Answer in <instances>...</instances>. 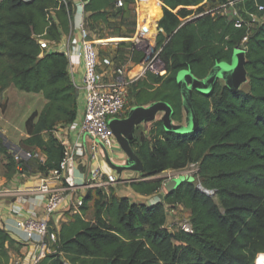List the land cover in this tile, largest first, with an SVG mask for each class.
I'll return each mask as SVG.
<instances>
[{
    "label": "trees",
    "instance_id": "16d2710c",
    "mask_svg": "<svg viewBox=\"0 0 264 264\" xmlns=\"http://www.w3.org/2000/svg\"><path fill=\"white\" fill-rule=\"evenodd\" d=\"M80 1L92 25H109L112 14L129 13L130 0H124L121 9L114 8L113 0ZM158 1L162 4L158 45L164 73L146 72L128 93L136 107L168 105L174 125H184L178 74L189 71L194 78L205 79L216 64H230L235 49L247 37V92L244 86L232 92L219 81L207 95L193 91L194 128L167 131L157 120L138 127L131 142L143 167L142 178L196 165L200 187L215 195L201 193L195 177L192 182L183 180L151 206L130 203L111 188L109 193L90 190L80 210L55 230L54 252L38 264H259L264 256V0L238 5L239 17L250 24L241 29L218 10L235 0ZM249 16L255 21L250 22ZM71 20V0L0 2V96L13 87L41 95L45 101L41 111L26 120V138L21 142L24 152L39 151L45 160L19 162L43 176L59 169L65 148L54 132L76 120L79 95L67 57L44 51L40 58L38 40L59 41ZM131 54L133 63H141L143 54ZM0 148L8 159L7 176L16 174L19 163L1 136ZM129 185L135 193L151 196L159 193L162 182ZM176 207L187 212L191 233H171L165 228L168 213ZM13 243L0 228V264L9 263L8 249Z\"/></svg>",
    "mask_w": 264,
    "mask_h": 264
},
{
    "label": "built area",
    "instance_id": "2783aa9c",
    "mask_svg": "<svg viewBox=\"0 0 264 264\" xmlns=\"http://www.w3.org/2000/svg\"><path fill=\"white\" fill-rule=\"evenodd\" d=\"M146 1L147 0H134V13L136 34L138 36L136 40L137 45L139 46V41L144 34L148 35L154 33L153 45L151 47H140L144 54L149 55L152 48L155 47L156 38L159 34L158 21L162 16V4L160 1L156 0L159 3L160 16L153 20L145 14L144 8ZM232 2L233 1H229L227 4L218 8L222 15H227L225 14L226 9ZM113 5L115 9H121L124 6V0H113ZM255 6L257 11H263L262 6ZM232 20L234 21V27L237 29L250 26V24L245 23L238 14H236V17ZM252 20V22H254L255 18L252 17ZM246 42L247 37H244L237 48L245 51ZM38 44L42 50L41 55L44 51H48L47 42L45 40L39 39ZM81 56L84 68V77L81 86L84 106L82 114L79 117L77 116L76 120L69 124L67 128L79 134L90 135L95 139V144L89 149V158L92 162L91 164H93L97 160L99 154V142L106 150H113L115 142L108 125L109 120L121 119L123 117L130 86L143 77L148 68L144 66V63H140L139 67H141V72L135 76H130L129 74L132 68L128 70L122 67L114 71L112 79L108 81L103 80L98 74L100 61L97 49L92 42L85 38V34L81 44ZM154 60L155 59H153V61ZM106 63L109 64V62ZM155 65L156 72L162 75L164 73V65H161L159 60L156 61ZM158 73L156 75H158ZM64 148L65 153L59 169L50 171L44 175L39 187L34 191V194H37V199L44 203V216L41 219L23 220L17 224L18 228L23 230L25 234V243L31 242L34 238H37L35 244L40 253L32 257L31 264H38L47 255L54 252V247L58 239L55 232L56 228L54 224L51 223L52 217L63 210H80L83 206L86 193L90 190H106L108 187H114L123 183L117 178L115 173L106 175L103 174L97 166H94L89 169V174L84 182L78 185L73 176L68 172L70 167L75 164L76 159L83 156L85 151L79 145L65 146ZM12 153L14 155V161L18 163L23 161L26 162L30 159L40 160V154L34 152L12 150ZM191 167L195 168L193 175L189 176L184 174L183 176L193 178V176L196 175L197 166L191 165ZM24 168L25 166L21 163L18 164V172H22ZM177 230L185 233L192 232L188 220L180 224Z\"/></svg>",
    "mask_w": 264,
    "mask_h": 264
},
{
    "label": "crops",
    "instance_id": "0c3cea01",
    "mask_svg": "<svg viewBox=\"0 0 264 264\" xmlns=\"http://www.w3.org/2000/svg\"><path fill=\"white\" fill-rule=\"evenodd\" d=\"M71 1L72 20L68 26L67 33H61L60 39L57 42L48 40L45 41L47 42L48 47V51H46V54L61 53L68 59V71L75 87L78 90L79 95V117L82 114L84 106L83 95L81 91L84 77L81 44L84 40V34L85 38L88 41L92 42L91 40H89L92 24L88 20V15H86L83 11V3L80 0ZM44 55L45 54L40 55V58H42ZM110 62V65H100L98 69L99 76L105 81L112 79L114 71H116L118 67L114 66L112 61ZM139 64H135L131 60V62H126L123 66H121V68L125 67L128 69L132 66L131 73H133L139 67ZM18 93L21 95L23 94L27 96H36L42 99L40 108L38 110L32 111L31 114L34 112H40L45 105V101L43 100L41 95L25 94L17 91L13 87H9L0 96V106L5 105L6 101H8L7 104L9 103V101H11L7 98L10 94L17 95ZM7 107L9 106L6 105V110ZM129 111L124 113L121 119H125L128 116ZM1 114L2 112L0 110V136L3 140V145L7 148L8 151L12 147H15L16 150L23 151L26 148L21 144V142L26 138L24 125L28 117L23 120L21 125L22 129L20 130V134H18L20 135L21 140H17V142H15L11 139V132H9L10 130L8 129L9 124L1 121ZM54 137L64 147L79 145L84 149L85 154L76 159L75 164L70 167L68 172L73 176L75 182L78 185L84 182L85 178L89 174V169L93 168L94 166H97L103 174L110 175L114 173L105 163L100 147L97 160L93 164H91L92 162L89 158V149L95 144V139L90 135L79 134L76 131H70L67 126H64L56 129V131L54 132ZM6 142L8 143V145H6ZM120 152L121 151L116 144L114 145L112 151L106 150V153L110 158L114 154L121 156ZM34 153L40 154L39 151H35ZM44 160V155L40 154V161L44 162ZM7 164L8 159L5 155V152L2 148H0V228L5 230L14 240V243L8 249V264H31L32 257L40 253L35 244L37 238H34L31 242L25 243V234L23 230L18 228L17 224L23 220L41 219L44 216V203L43 201L37 199V194H34V191L40 185L43 175L34 168H24L22 172H18L8 177L6 167ZM141 175V173L138 174L134 172H125L122 180L123 185L128 184V186L126 187L125 195H115L119 198H126L130 203L134 204H143L146 206L155 204L159 200L157 196L161 193H157L151 196H143L135 193L129 185L130 183L137 181H158L153 177L142 178ZM77 212L78 211H70L69 209L63 210L51 218V223L54 224L56 230H58L61 224L67 223L69 219ZM91 212L92 210L90 209L87 217L88 219H91Z\"/></svg>",
    "mask_w": 264,
    "mask_h": 264
},
{
    "label": "rangeland",
    "instance_id": "374dc122",
    "mask_svg": "<svg viewBox=\"0 0 264 264\" xmlns=\"http://www.w3.org/2000/svg\"><path fill=\"white\" fill-rule=\"evenodd\" d=\"M249 1L250 0L233 1L230 5H228L225 14H227V16L231 19L235 18L236 14H238V9H237L238 5L248 3ZM127 2H128L127 4L129 8V13L126 14L124 12H119L112 14V17L109 20V25H104L101 23L96 25L93 24L91 28L89 40L92 41V43L95 45L97 49L100 65L107 66L110 65L111 63L110 61H112L114 66H123L126 62H131V60L134 58V56L131 54L132 51H134L143 54L141 64L144 63V66L148 68L147 71H145V73L151 72L156 75L158 73L156 72V65H155L156 61L159 60V63L161 65H164L160 57L161 47H159L158 45V37L156 38L155 47L152 48V51L149 53V55L144 54L141 51L140 46H138L136 42L138 36L136 34L137 31L135 26L134 0H130ZM188 19H192V17H189ZM123 43L128 44L130 47L127 46L125 48L120 46ZM153 59L155 60L153 61ZM106 62H109V64H107ZM163 67H165V65ZM130 68H132V66ZM130 68H128V70ZM159 74L160 73H158V75ZM142 78L143 77H141L140 79ZM243 91L247 92L248 86H244ZM7 98L8 100L11 101H9L8 104H7L8 101H6L5 105L0 106V110L2 112L1 121L6 124H9L8 129L10 130L9 132H11L10 133L11 139L17 142V140H21V137L18 134H20V130L22 129L21 125L23 120L29 117L32 111L38 110L40 108L42 104V99L36 96H27L23 94L21 95L19 93L17 95L10 94ZM6 105L9 106L7 107V110H6ZM134 107L136 106L133 101V95L130 92L128 93V100L124 113L133 109ZM111 120L113 119H110L109 121ZM6 145H8L7 142ZM101 145L102 144L99 142L98 146L100 147ZM11 150L16 151L15 147H12ZM120 154L121 156L114 154L111 156L110 159L112 161H117L116 163L120 165H123L124 161L122 160L124 159V155L122 152H120ZM194 172H195V168L189 166L182 171H166L159 175L153 176V178L162 182V187L159 193L163 195L167 192L165 185L169 181L173 179L182 180V181L185 179H191V177H186L183 175L187 174L189 176H192ZM124 174L125 173L122 174L121 181L123 180ZM194 184L196 187H200L199 180L197 179V177H195L194 179ZM127 186L128 184L126 185L118 184L114 187H108V188H111L115 194L125 195ZM108 188L105 190V192L107 193H109ZM187 220H188L187 212L181 209L180 207H177L168 213L166 228L168 229L169 232L174 233L176 232L178 226ZM263 257L264 256H262L258 262H261ZM263 262H264V258H263Z\"/></svg>",
    "mask_w": 264,
    "mask_h": 264
},
{
    "label": "water",
    "instance_id": "95a60500",
    "mask_svg": "<svg viewBox=\"0 0 264 264\" xmlns=\"http://www.w3.org/2000/svg\"><path fill=\"white\" fill-rule=\"evenodd\" d=\"M249 21H253L251 16H249ZM244 66L245 51L236 48L230 64H216L203 80L194 78L189 71L181 72L177 78V85L182 97L184 125L172 124L171 109L163 103H152L147 106L134 107L129 111L125 119H113L109 121L108 125L112 132L113 140L123 153L124 159L122 161L124 162L123 165H120L116 163L117 161H112L106 153L105 148L101 145L100 148L107 166L116 174L119 180H121L122 174L125 172L140 174L143 171V167L131 147L136 129L159 120L163 123L167 131L184 132L191 130L197 124L196 115L192 106V92L195 91L207 95L213 90L218 81L223 83L230 91L238 92L248 81ZM181 182L182 180L177 179L169 181L165 185L167 193L174 190ZM189 182H192V179H189ZM197 189L209 197H214L215 195L213 191H207L202 187H197ZM157 197L159 200H162L164 195L159 194Z\"/></svg>",
    "mask_w": 264,
    "mask_h": 264
},
{
    "label": "bare ground",
    "instance_id": "6f19581e",
    "mask_svg": "<svg viewBox=\"0 0 264 264\" xmlns=\"http://www.w3.org/2000/svg\"><path fill=\"white\" fill-rule=\"evenodd\" d=\"M145 14L150 18V19H153L155 20L157 17L160 16V7H159V3L156 1V0H147L146 3H145ZM153 31V30H152ZM153 36H154V33H151V34H144L142 39H140L139 41V46L140 47H146V46H152L153 44ZM139 72H141V67H138L135 72L133 73H130L129 75L130 76H135L137 75ZM133 74V75H131ZM262 264H264L263 262V258L261 260Z\"/></svg>",
    "mask_w": 264,
    "mask_h": 264
}]
</instances>
